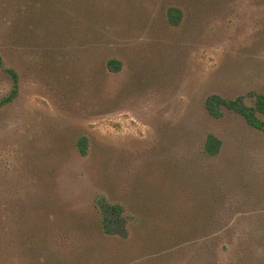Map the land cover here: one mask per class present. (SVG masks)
<instances>
[{"label":"rangeland","instance_id":"374dc122","mask_svg":"<svg viewBox=\"0 0 264 264\" xmlns=\"http://www.w3.org/2000/svg\"><path fill=\"white\" fill-rule=\"evenodd\" d=\"M0 55V264H264V132L204 106L262 91L264 0H0Z\"/></svg>","mask_w":264,"mask_h":264},{"label":"trees","instance_id":"16d2710c","mask_svg":"<svg viewBox=\"0 0 264 264\" xmlns=\"http://www.w3.org/2000/svg\"><path fill=\"white\" fill-rule=\"evenodd\" d=\"M88 10H96L98 16L103 19L104 14L101 12L102 3H96L92 6H86ZM179 9L174 5H168L166 9L167 18L172 22L176 21L179 16ZM99 20V18L97 19ZM102 38L98 34V38L96 44L100 49V45ZM102 51V50H101ZM3 64L2 57L0 55V66ZM106 64L109 66H117L118 62L114 59H106ZM5 72L9 75L11 81V87L9 94L0 99V106L6 103L11 102L17 95L18 92V74L14 68L6 67L4 68ZM254 96L253 105H247L242 100V97H236L234 99H226L219 95L212 94L206 97L204 101V106L208 113L214 117L219 118L222 115L223 109H228L236 112L239 116H241L247 124L253 127L256 130L264 132V119L261 118V115L264 116V85L262 91L260 93H252ZM80 149L83 150L86 144V138L81 137L78 141ZM222 141L220 138L213 134H207L203 144L201 153L205 157H216L222 150ZM100 204V213H99V226L103 233L108 235H114L117 231L116 228L119 226L126 224L127 225V217L124 214L125 207L120 203H110L105 199H101L99 201ZM125 228V226H123ZM207 240L211 242V247L208 249V255L214 254V247H216L215 238L210 237Z\"/></svg>","mask_w":264,"mask_h":264}]
</instances>
